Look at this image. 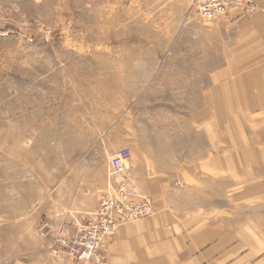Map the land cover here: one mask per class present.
<instances>
[{"label": "rangeland", "instance_id": "obj_1", "mask_svg": "<svg viewBox=\"0 0 264 264\" xmlns=\"http://www.w3.org/2000/svg\"><path fill=\"white\" fill-rule=\"evenodd\" d=\"M224 16L203 21L190 0H0V264H106L116 235L87 263L65 243L121 178L151 202L126 225L142 223L179 206L163 193L180 191L176 161L253 144ZM153 163L157 193L138 174Z\"/></svg>", "mask_w": 264, "mask_h": 264}, {"label": "crops", "instance_id": "obj_2", "mask_svg": "<svg viewBox=\"0 0 264 264\" xmlns=\"http://www.w3.org/2000/svg\"><path fill=\"white\" fill-rule=\"evenodd\" d=\"M251 1V13L231 9L221 20L229 32L228 55L242 58L230 60L228 71L246 72L231 87L235 99L250 105L245 138L253 144L230 143L224 161H208L204 153L176 161L175 167L186 169L180 191L166 185L163 193L179 206L120 228L105 245L106 264H264V0ZM255 109L263 113L253 117ZM153 167L152 175L149 167H139L138 174L141 187L157 193Z\"/></svg>", "mask_w": 264, "mask_h": 264}, {"label": "built area", "instance_id": "obj_3", "mask_svg": "<svg viewBox=\"0 0 264 264\" xmlns=\"http://www.w3.org/2000/svg\"><path fill=\"white\" fill-rule=\"evenodd\" d=\"M197 16L203 21L215 20L228 13L232 8L243 9L249 0H190ZM131 153L123 150L115 153L108 163L112 176H120L126 170V163ZM152 212L151 202L141 197L130 183L121 178L103 197L97 210L80 225L77 234L65 243V249L72 257L87 263L99 260L101 248L107 240L116 235L124 224L135 222L149 216Z\"/></svg>", "mask_w": 264, "mask_h": 264}, {"label": "bare ground", "instance_id": "obj_4", "mask_svg": "<svg viewBox=\"0 0 264 264\" xmlns=\"http://www.w3.org/2000/svg\"><path fill=\"white\" fill-rule=\"evenodd\" d=\"M108 173H109V171H108ZM124 225H126V224H124ZM121 227H123V226H121Z\"/></svg>", "mask_w": 264, "mask_h": 264}]
</instances>
